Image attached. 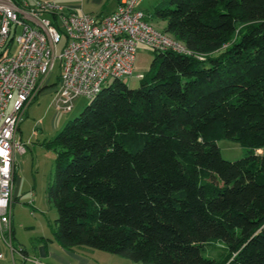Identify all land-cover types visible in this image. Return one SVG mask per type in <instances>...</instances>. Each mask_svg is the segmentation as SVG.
Wrapping results in <instances>:
<instances>
[{"label":"trees","instance_id":"trees-1","mask_svg":"<svg viewBox=\"0 0 264 264\" xmlns=\"http://www.w3.org/2000/svg\"><path fill=\"white\" fill-rule=\"evenodd\" d=\"M153 16L205 59L159 52L137 88L115 79L46 142L55 239L145 264H264V0ZM225 138L245 155L224 159Z\"/></svg>","mask_w":264,"mask_h":264},{"label":"built area","instance_id":"built-area-1","mask_svg":"<svg viewBox=\"0 0 264 264\" xmlns=\"http://www.w3.org/2000/svg\"><path fill=\"white\" fill-rule=\"evenodd\" d=\"M138 3L120 0L114 12L97 16L57 0H0V241L12 256L19 253L29 260L23 247L13 244L17 158L26 152L17 133L28 106L49 86L56 61L61 72L52 89L53 105L58 113H67L79 97L91 99L115 79L131 76L141 46L205 59L153 25ZM4 258L0 251V261Z\"/></svg>","mask_w":264,"mask_h":264},{"label":"rangeland","instance_id":"rangeland-1","mask_svg":"<svg viewBox=\"0 0 264 264\" xmlns=\"http://www.w3.org/2000/svg\"><path fill=\"white\" fill-rule=\"evenodd\" d=\"M166 3L167 0H139L138 7L146 12L153 25L164 29V21L154 17L153 12L156 5H165ZM65 41L66 37L64 36L58 46L59 53H61ZM158 54L159 52L154 49L141 46L137 53L133 74L122 78V80L131 88H137L142 81L138 78V74L149 78L155 72L154 61L158 58ZM60 72L61 66L57 60L49 86L28 106L22 115L17 133V140L26 145V152L17 158L11 205L13 244L16 247L20 245L26 248L31 257L35 253L34 244L41 237L51 238L59 244L54 235L58 212L56 206L48 199V188L54 172L56 150L48 148L46 142L53 139L70 119L79 115L90 101L86 97H79L71 111L58 113L53 105L55 93L52 89L58 81ZM218 145L222 157L229 161L240 159L247 151L246 147L232 139H221L218 141ZM84 248L96 252L97 259L103 264H145L100 249ZM0 250L5 254L6 261L12 259V253L3 241H0ZM216 254L217 251L211 252L210 255L208 249L205 253L206 256ZM15 257L18 258L17 253ZM31 257L30 259H33Z\"/></svg>","mask_w":264,"mask_h":264},{"label":"crops","instance_id":"crops-1","mask_svg":"<svg viewBox=\"0 0 264 264\" xmlns=\"http://www.w3.org/2000/svg\"><path fill=\"white\" fill-rule=\"evenodd\" d=\"M27 1L34 2L36 0ZM119 1L120 0H57L58 3L65 5L67 8L97 16H105L114 12L119 5ZM165 26L166 22L164 21V27ZM257 152L264 154V147L257 149ZM34 249L35 253L31 257L26 248H23L29 260H24L22 255L17 253L18 258L15 257V254L10 261L3 259L0 261V264H35L31 261L34 258L39 260L38 264H103L97 259L96 252L84 248V246L67 249L48 237L47 239L46 237L38 239L37 243L34 244ZM30 257L33 259H30Z\"/></svg>","mask_w":264,"mask_h":264}]
</instances>
